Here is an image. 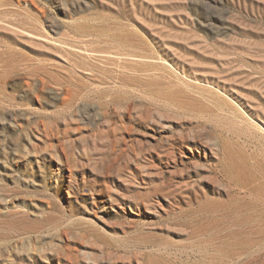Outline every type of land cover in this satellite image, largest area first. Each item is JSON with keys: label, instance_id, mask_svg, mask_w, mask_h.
I'll use <instances>...</instances> for the list:
<instances>
[{"label": "rangeland", "instance_id": "obj_1", "mask_svg": "<svg viewBox=\"0 0 264 264\" xmlns=\"http://www.w3.org/2000/svg\"><path fill=\"white\" fill-rule=\"evenodd\" d=\"M0 264H264V0H0Z\"/></svg>", "mask_w": 264, "mask_h": 264}]
</instances>
